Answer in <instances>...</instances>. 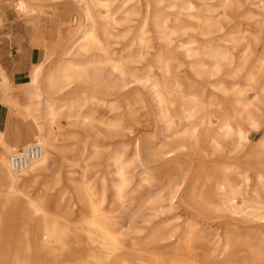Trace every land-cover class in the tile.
<instances>
[{
	"label": "bare ground",
	"instance_id": "bare-ground-1",
	"mask_svg": "<svg viewBox=\"0 0 264 264\" xmlns=\"http://www.w3.org/2000/svg\"><path fill=\"white\" fill-rule=\"evenodd\" d=\"M32 1H19L26 14L34 12ZM64 1H71L78 8L79 22H75L73 39L78 40L75 43L79 46L61 54L55 73L48 65L61 47L60 34L53 45L47 41L43 44L45 59L32 66L23 82L24 103L10 96V86L16 83L5 71L2 70L1 75L0 70V105L35 125L34 137L43 150L40 158L21 171L11 169L9 159L6 162L0 157V245L2 240H9L7 223L11 222L13 214L18 209L23 212L18 236L8 241V248L0 252V264H48V259L44 258L48 253H53L50 260H56L61 251L80 250L89 245L100 246L98 252L89 253L95 264H259L264 261V233L256 228L244 232L236 223L233 237H225L226 249L215 254L207 228L199 229L192 223L196 219L207 226V220L202 218L206 216L204 211L216 216L224 211L236 217L245 215L264 225V215H260L264 210V138L247 151L249 131L259 130L264 125V55L255 57V51L264 43V0H261L259 22L252 31L245 29L240 21L246 0H118V6H113V0ZM2 16L0 12V23ZM132 28L135 32H130ZM153 41L158 44L157 49L150 46ZM119 44L123 48L117 58L112 46ZM155 49L160 75L153 74L155 66L143 65L138 71L133 68L132 65L142 64ZM174 51L188 59V69L196 80L188 82L174 71L175 66L167 57V52ZM82 52L98 61H81L78 55ZM239 53H243V58L237 60ZM250 62H257L259 66L243 78V69ZM106 65H110L111 72L118 74L120 80L126 76L133 79L131 84L115 83L113 88L117 92L133 84L148 88L159 110L158 122H162L168 132L176 128V122L181 129L176 135L167 136L157 149L147 146L142 151L140 140L130 144L121 141L123 150L112 160L118 180L115 203L105 213L102 210L105 193L97 197L90 185L91 178L86 177L88 158L96 157V145L91 146L85 158L68 161V167L79 170V177L70 180L74 192L68 200L75 199L81 207L82 223L72 226L63 204L67 189L54 201L52 211L45 209L50 205V191L60 184L57 175L46 179L42 194L28 197L27 190L36 177L52 169L50 162L62 153L60 140L72 138L62 131L63 121L69 126L81 121L98 133L101 127L123 130L121 123L125 113L111 122H96L94 118L92 105L97 102L94 92H103L101 68ZM211 80L216 83H209ZM234 80L241 82L230 84ZM83 85L87 87L83 93L89 95V107L81 117L82 107L78 106V101L62 100V96L67 95V90ZM98 86L100 89L96 90ZM251 92L253 98L249 97ZM107 109L111 112L114 107L109 104ZM40 119L43 120L41 125ZM120 131L118 137L122 136ZM127 147L132 148V154L129 160H124ZM181 150L198 151L210 157L217 154L230 161L242 157L244 161L243 165L223 164L207 175L210 186L206 192L205 185L199 187L197 179L190 176L193 167L182 161L183 157L178 154ZM161 160L166 161L167 171L184 164V172L163 195L141 201L137 212L142 228L129 223L126 229H121L114 212L123 208L128 170L136 169L138 183H146L150 171L155 170ZM191 162L198 164L195 160ZM253 168L256 173L252 174ZM177 203L187 217L194 218L185 221L179 232L169 219ZM39 234L46 254L37 249L34 241ZM142 234V239L134 237ZM131 235L129 241L123 239ZM82 236H86L87 242L81 245ZM220 240L224 241V237L219 236ZM236 245L249 248L235 250Z\"/></svg>",
	"mask_w": 264,
	"mask_h": 264
},
{
	"label": "rangeland",
	"instance_id": "rangeland-1",
	"mask_svg": "<svg viewBox=\"0 0 264 264\" xmlns=\"http://www.w3.org/2000/svg\"><path fill=\"white\" fill-rule=\"evenodd\" d=\"M19 1L20 0H0V12L3 15L0 23V70L1 75L3 70L9 77L11 76L14 83H23L27 80V76L32 66L36 64L38 65L40 61L45 59V49L43 44L47 41L53 45L57 41L56 39L58 34L61 36V47L51 57L48 65V69L51 70L53 74L55 73L58 62L61 59V54L67 52L71 47L76 50L79 46L78 43H75V41L78 40L73 39L75 34V22H79L77 15L78 8L75 3L64 0H33L32 2L35 4L33 6L34 12L26 14L22 10V5ZM113 6H118V0H113ZM260 8H262L261 0L245 1V6L242 8L243 18L240 21L244 28L248 31L255 30L260 19L258 16ZM130 32H135V28H132ZM74 43L76 45H74ZM150 46L156 47L157 49L158 44L156 41H153L150 42ZM112 47L115 56L119 58V53L123 48L122 45L119 44ZM156 49L151 50L150 55L142 60V64L132 65L133 68L138 71L143 67V65L155 66L152 69L153 74L160 75L159 70L156 68ZM255 53L256 58L264 55V43L260 45ZM78 57H80L79 59L81 61H98L96 57L89 55L88 57L84 56L83 52L79 53ZM167 57L171 60L172 65L175 66L174 71L182 78H186L188 82H192L194 79L196 80L194 74H192L188 69V59H186L184 55L178 51H174L167 52ZM241 58H243V53L236 55L237 60H240ZM258 66L259 64L257 62H250L245 69H243V78L247 76L248 72L255 71ZM110 68V65H106L101 68V75L104 79L102 82L103 92L102 94L94 92L95 101H97L92 105V108L95 110L94 118L96 122H111L118 119L122 113H125L122 116L121 127H124L127 130H124V128L123 130L121 129L123 132L122 136L118 137L117 133L120 130H105L104 127H101L99 128L101 132L98 133V131L92 129L91 126L87 124L82 125L81 121L75 123L73 126H69L67 122L65 123L63 121L62 131L69 133V136L72 138L60 140L59 148L62 150V153L50 162L52 169L49 173L40 174L36 177L34 179L35 182L31 185V188L27 190L28 197L42 194L45 191L43 183L46 179L50 176L53 177L57 175L60 180V184H57L53 190L50 191V205L47 204L45 209L48 212H50V210L52 211L55 206L54 201L63 193V191L67 189V191L64 192L63 204L65 206L64 210H66L65 212L68 214L66 217L67 221L68 223L70 222L72 226H79L82 223L81 207L78 203H76L75 199L71 198L68 200V197L73 195L74 192L73 187L70 184V180L77 179L79 177V170L68 167V161L78 160L81 157L85 158V156L89 155L91 146L93 144L96 145L98 148L96 157L92 155L88 158L89 169L86 173V177L91 178L90 185L92 187V191L97 197L105 193V204L102 207V210L105 213L108 212L111 205L115 203L114 192L115 187L118 185V180L115 176V168L112 166V160L123 150L120 148L121 141L130 144L133 143L134 140H140L142 151H144L147 146L157 149L165 141L167 136L176 135V132L181 129L179 123L176 122V128L168 132L165 125L162 122H158L157 112L159 110L158 107H155L154 97L151 92H149L148 88L139 84H133L131 85L132 87H126L125 89L120 90V92H117L116 89L113 88L115 83L124 81L125 84H131L133 79L126 76L123 80L122 78L120 80L119 75L112 73ZM208 82L209 81H207L206 88L209 93L211 91L208 87L209 83L213 82L215 84L216 82L215 80H211L209 83ZM240 82L241 81L239 80H234L232 82L230 81V84H238ZM102 83H99L100 87ZM99 86L96 87V90L100 89ZM84 88L87 87L83 85L79 86L77 89L71 88L65 93L68 95V98L78 101V106L82 107L80 111L82 114L81 117H84L87 113L86 109L89 107V103H87L89 95L86 92L83 93ZM87 90L91 91L90 88ZM253 95L254 93L251 92L249 97L253 98ZM64 98H66V95L62 96V100H64ZM24 102L25 96L21 103ZM109 104L114 107L111 112L107 109ZM4 111L7 115V119L4 123V129L10 127L14 131V128H17V131L20 132V134L25 135L28 139L32 137L33 132L34 134L37 132L34 124L22 121L16 116L17 114L14 115L10 112L12 111L15 113L13 110L9 111L4 109ZM38 123L41 125L43 120H38ZM263 138L264 125H262L259 130H250L248 134L249 143L247 151L254 148V143L260 139L262 140ZM0 140L3 141V138L0 137ZM32 142H38L34 135L27 144H23V146L17 148H12L11 150L7 144L5 145L8 149L2 148L3 144H0V157L5 158L7 162V159H9L12 154L16 152L18 153L23 147ZM181 151H179L180 153L178 154L183 157L182 161L184 163L188 162L193 167V169L189 171L190 176L197 179L199 187L204 184L206 192H209L208 188L210 186V182L207 180V175L213 174V172H215L218 167H222L223 164L233 163L243 165L244 161L242 157L230 161L225 160L222 156L217 154H213V156L210 157L206 154L204 155L203 153H198V151ZM124 152L125 155L123 159L129 160L130 155L132 154V148H124ZM240 156H242V154ZM191 160L197 161L198 164H193L195 162H191ZM253 162H255V160H253ZM184 168L185 165L182 164L180 166H173L172 170L167 171L166 161L161 160L158 167L155 170L150 171L149 180L146 183H138L135 177L137 170L129 169V183L123 190V193L125 194L123 208L121 210H115L114 212V217L119 222V227L124 230L127 228L129 223H133L142 228V220L138 219L139 213L137 212L139 206L141 205V201L145 198L163 195L172 183L177 182L184 172ZM253 172L256 173L254 168L251 173L253 174ZM262 174L264 176V172ZM189 202L191 201L189 200ZM173 209L174 210L169 214L170 217H168L171 220L170 224L172 223L171 225L176 227L177 231L182 229L185 221L194 219L187 217L186 212L179 206V203H177ZM204 214L206 216H203L202 218L207 220V226L202 223H198L196 219H194L192 223L197 225L199 229L207 228L209 231L207 234L212 238V244L214 245L213 250L215 254H219L226 249L225 237L227 235L233 237L235 234L234 226L236 223L241 225V231L248 232L251 231V229L256 228L261 233H264V225H260L258 221H253L250 217H246L245 215H239L236 217L231 216L224 211H222L221 216H216V214L208 211H204ZM22 215L23 212L18 209L13 214L11 222L7 223L10 225V236L8 237V241L16 239L18 236L17 232L22 226ZM260 215H264V210L260 212ZM219 236L224 237V241H218ZM85 237L86 236H82L80 238L81 245L87 242ZM130 237H132V235L127 237L125 236L123 239L129 241ZM134 237L142 239L144 235H135ZM8 241H1L3 243L0 245V252L8 248ZM34 241L37 244V249L46 254L47 251L42 246V236L39 234ZM99 247V245H89L87 248L82 246L80 250L70 249L69 252L61 251V255L58 256V258H55L56 260H50L53 255L51 252L50 254H46L47 256L44 258L48 259V264H68L70 262L71 264H77V262H81V264H95L94 259L89 258V253L91 250L98 252ZM246 248L249 247L236 245L233 249L244 250ZM259 264H264V261Z\"/></svg>",
	"mask_w": 264,
	"mask_h": 264
},
{
	"label": "crops",
	"instance_id": "crops-1",
	"mask_svg": "<svg viewBox=\"0 0 264 264\" xmlns=\"http://www.w3.org/2000/svg\"><path fill=\"white\" fill-rule=\"evenodd\" d=\"M22 88H23V83H16L10 86V96L15 97L19 103H21L22 99L24 98V95H22ZM66 98H68V95H66ZM4 109L6 108L0 105V130L2 132V138H3V141L0 140V144H3L2 148L8 149L7 146L10 149L17 148L23 146V144H27L28 142H30V139H32L34 132L32 137L28 139L25 135L20 134V132L17 131V128H14V131L10 127L4 129V123L5 120L7 119V115L5 114ZM11 113L16 115L12 111ZM16 116L20 118L18 115ZM5 144H7V146Z\"/></svg>",
	"mask_w": 264,
	"mask_h": 264
},
{
	"label": "built area",
	"instance_id": "built-area-1",
	"mask_svg": "<svg viewBox=\"0 0 264 264\" xmlns=\"http://www.w3.org/2000/svg\"><path fill=\"white\" fill-rule=\"evenodd\" d=\"M42 155L43 150L41 146L36 142H32L29 145H26L18 153L12 155L9 158V164L11 169L21 171L25 169L33 160L40 158Z\"/></svg>",
	"mask_w": 264,
	"mask_h": 264
}]
</instances>
